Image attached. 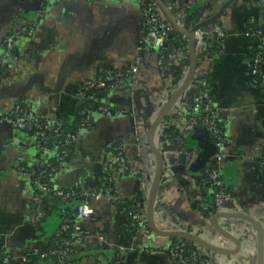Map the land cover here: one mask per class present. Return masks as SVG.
I'll list each match as a JSON object with an SVG mask.
<instances>
[{"label": "crops", "instance_id": "0c3cea01", "mask_svg": "<svg viewBox=\"0 0 264 264\" xmlns=\"http://www.w3.org/2000/svg\"><path fill=\"white\" fill-rule=\"evenodd\" d=\"M208 1L169 0L168 6L179 24L181 9L184 23L189 9L192 13ZM225 1L215 0L217 9ZM216 10L205 12L199 21ZM247 19L264 30V7L258 0H233L215 23L197 31L195 76L203 79L210 110L224 126L222 179L234 197L232 209L260 220L264 232V88L252 82L246 60L254 43L245 35ZM214 24L221 27L222 37L211 31ZM194 25L188 21L189 27ZM27 27L33 29L30 36L21 33ZM14 29L18 32L15 60L8 61L2 43ZM145 36L143 13L135 0H0V244L10 257L9 264L38 262L33 256L27 262L23 255L29 245L44 248L48 244L54 222L53 215L36 227L27 220L33 188L15 172L35 167L43 157L3 116L15 102H21L38 117L53 119L60 112L71 122L88 81L129 70L135 88L145 92L158 109L160 99H168L175 91L168 92L174 84L162 78L157 65L161 37ZM169 52L165 50L162 57L173 75L187 57L182 48L173 51V57ZM195 93L194 86L189 87L180 103L167 108L152 133V143L164 157L152 222L160 230L194 231L222 251H232L235 243L217 234L203 213L211 209L212 195L201 168L211 157L203 166H192L198 154L203 156L209 148L199 147L184 162L180 159L181 148L199 142L202 133L195 128L182 135V142H172V129L179 130L186 123ZM101 101L116 114H89V124L78 131L69 156L51 175V185L80 194L96 191L111 175L105 150L113 143L134 171L113 179L114 200L131 208L139 197L147 201L156 169V159L145 142L156 109L146 114L145 98H135L132 91L123 89H108ZM89 204L93 220L82 223L73 264H182L166 258L172 238L144 232L113 201L90 199ZM217 223L238 239V251L219 255L197 246L198 253L213 264H258L261 249L251 223L236 218H219ZM98 229L104 238L100 245ZM262 250L264 264V241Z\"/></svg>", "mask_w": 264, "mask_h": 264}, {"label": "built area", "instance_id": "2783aa9c", "mask_svg": "<svg viewBox=\"0 0 264 264\" xmlns=\"http://www.w3.org/2000/svg\"><path fill=\"white\" fill-rule=\"evenodd\" d=\"M166 7L170 10L168 6L169 0H162ZM259 4L264 7V0H258ZM135 2L140 6L143 13V27L146 31L147 35H158L162 39V43L167 41L171 37L170 35V27L168 23L165 21L161 13L158 11L156 5L152 0H135ZM171 11V10H170ZM184 14V12H183ZM182 9L179 13L181 16L179 25L183 24V16ZM204 19H201V21ZM200 22V21H199ZM252 24V31H245V35L250 39L257 43V51L253 62V67L249 68L250 75L252 77V82L254 84L260 85L264 88L263 83H258L255 81L253 76L262 75L264 78V30L260 27L254 25L253 21L250 20ZM196 25V24H195ZM22 34L30 36L33 34V29L31 27H27L24 29H20ZM211 31L214 32L217 37H222L224 34L222 32L221 27L218 24H214L211 26ZM20 34V33H19ZM18 36V32L14 29L9 35H7L2 43L3 46V56L8 61L15 60V38ZM145 36V37H146ZM199 38L197 32L195 34V40ZM181 39L185 41L183 36L181 35ZM161 46L158 50V62L157 65L160 69V74L164 80L171 83L172 81V73L170 68L166 66L165 61L163 60V53L165 50H170L169 56L173 57V51L176 49L164 48ZM205 49L206 45L204 43ZM252 49V48H251ZM185 54L186 46L182 48ZM197 55V54H196ZM185 68V69H184ZM186 67H183L182 78L186 74ZM132 70L121 72H110L102 77H94L92 80L88 81L82 91H81V99L86 101H91L92 103L89 106V109H84L81 112L83 117L82 124L78 127L76 133H65V139L62 142L61 148L54 147H46L41 145V140L46 138L47 134H55L59 135L61 132L62 120L57 117L53 119H47L44 117H38L35 115L26 105L22 107L19 102H15L7 114L3 116V119L6 123L11 125L12 127L23 132L25 137L30 141L32 147L35 151L43 157V160L38 163L36 166H50L51 158H55L61 163L63 159L67 155V150L65 146L70 142H75L77 138L78 131L89 124V114L91 112H100L107 116H111L116 114V110L112 109L108 105H105L102 101H98L93 94L87 95L85 94L89 89H123L134 92L138 90L133 85V76L131 75ZM178 84H174V90L179 86ZM191 86H194L196 89L195 97L193 99V105L190 107L188 105V117L187 121L183 127L178 130L179 136L182 137L186 132L193 130L195 127L200 126L204 128L207 133L209 139L215 145L216 151L213 156L209 159V162L206 164L204 169L205 183L212 195V204L215 208L213 213L219 211H233L232 205H234V197L230 191L224 189V182L222 179V163L226 156L225 150V130L224 126L218 121L216 115L210 110V106L208 101L206 100L205 92L203 90L204 83L203 79L200 77L194 76L193 81L191 82ZM171 88V87H170ZM171 91V92H172ZM170 92V93H171ZM181 96L176 102L180 103ZM160 101L163 103L166 101V98H161ZM156 111V110H155ZM201 116V120L199 122V115ZM207 115V116H206ZM113 143H108L106 145V159L108 162L109 173L111 175L108 176V180L113 182V179L122 174L126 173H134L132 168L128 167V163L120 149L117 154H112L109 151L110 146ZM193 155H189V159L192 158ZM52 171V170H51ZM34 169L29 168L28 170L24 168H18L16 170V174L26 179L33 188V193L31 196V206L32 211L28 215L27 220L33 226L42 225L45 219L50 216L55 207L52 202H43L45 199L56 198L62 202V204L68 203L74 199L79 197H83L81 202H77L75 204L74 209L70 212V215L61 220L60 224L57 225L54 232L50 236L56 237L57 245L54 248H48L45 245L44 248H40L38 246L29 245L26 254L23 255V259L27 262L29 261V257H36V261L38 262L34 264H44L46 260L51 255H56L57 262L56 264H73L70 261V258L73 254V248L76 247L82 239V223L87 220H93L94 210L89 204L90 199L98 200L100 198H104L107 201H113L114 196L111 192L110 187L98 188L96 191H93L88 194H80L77 193L73 189H59L55 188L51 184L42 181L41 178L44 175H40L36 177L34 175ZM52 174H48L49 181ZM111 176V177H110ZM73 202V201H72ZM145 208V199L141 201V203L135 204L131 209L127 211V214L130 216L131 221H133L137 227L142 229L144 232L149 233V229L145 222V217L143 214V210ZM124 210V209H123ZM211 213L208 217L213 214ZM97 245H100L104 242L103 236L100 234V231L96 232ZM183 243H175L174 245H170L167 249V253L169 254V259L177 260L182 264L191 263V264H213L209 259L205 258L203 262H195L196 259L193 256L190 262H186L182 259L180 253L183 250ZM120 248V247H119ZM122 249V248H121ZM197 249V248H196ZM197 255H200L196 250ZM201 256V255H200ZM10 257L4 251V245L0 244V264H9ZM33 264V263H31ZM109 264V263H108ZM111 264H120V261L111 263Z\"/></svg>", "mask_w": 264, "mask_h": 264}, {"label": "water", "instance_id": "95a60500", "mask_svg": "<svg viewBox=\"0 0 264 264\" xmlns=\"http://www.w3.org/2000/svg\"><path fill=\"white\" fill-rule=\"evenodd\" d=\"M154 4L156 5L158 11L161 13L165 21L168 23L171 31L178 33L183 36V38L186 41V53H187V69H186V74L184 76V79L181 81L179 86L176 88L174 92L171 93L170 97L166 99L164 103H162L158 109L156 110V115L154 117L153 122L151 123L147 134L145 136V142L149 146V150L151 153L154 155L156 159V169L153 175L152 179V184L151 188L149 190V195L147 201L145 200V222L146 225L149 229L150 232L153 234L159 235V236H164L167 238H175L177 240H188L193 242L196 247L199 246L203 248L204 250H208L209 252H213L219 255H230L234 254L236 251H238L240 247V243L238 239H236L230 232L227 230L223 229L221 226L218 225L217 220L219 218H236V219H244L248 222L251 223L252 227L255 229L257 237H258V242L260 245V256L258 259V264H263V226L261 224V221L258 219H254L250 215L240 212V211H219L213 213L210 218H209V224L212 227V229L220 235L226 236L229 239H231L235 243V249L232 251H222V249H219L215 245L211 244L207 238H202L200 235H196L195 233H191L190 231L186 230H160L152 222V210L156 198V194L158 191V186L160 182V177L161 173L164 167V157L161 152H159L155 147L154 144L152 143V133L155 129H157L159 123L161 120L164 118L166 115L167 108L169 106H172L173 104L176 103V101L183 95V93L190 87L191 82L194 79L195 76V71H196V51H195V34L197 31H200L203 27L209 26L212 23H215L221 15L224 13L225 9L232 3L233 0H226L224 3H222L219 8L216 10V12L211 15L210 17L198 22L196 25L189 27L188 26V20L190 13L192 9H189L188 13H186L184 23L182 25H179L171 11L166 7L165 3L162 0H152ZM203 1V0H202ZM134 97L138 98L140 95L145 98L146 101V106L147 108L145 109L146 114H152L153 111L155 110V107H152L151 101L148 100V97L146 96L145 92H142L141 90H135L133 92ZM195 128H198V132L202 133V138L200 139L199 142H195L192 144H189L188 146H183L180 150V159L181 161L186 160V156L189 153H194L196 149L199 147H207L209 148V152L206 151V153L201 156V154H198V157L193 161V165L203 166L210 157L213 156V154L216 151L215 145L211 140H209L208 133L207 131L200 127L197 126ZM194 128V129H195ZM193 138V136H192ZM192 155V154H191ZM83 200V197H79L75 199V202H81ZM75 202H68L65 203L62 207L56 209L53 213V222L55 223L54 225H59L61 222V219L68 213H70L74 207H75ZM54 225L52 224L49 228L50 232H54L55 228ZM36 227V226H34ZM33 227V228H34ZM36 229V228H35ZM34 229V230H35Z\"/></svg>", "mask_w": 264, "mask_h": 264}, {"label": "trees", "instance_id": "16d2710c", "mask_svg": "<svg viewBox=\"0 0 264 264\" xmlns=\"http://www.w3.org/2000/svg\"><path fill=\"white\" fill-rule=\"evenodd\" d=\"M217 2H215V0H210L208 2H206L204 5H201L199 7H197V9H195L189 16V23L190 25H194L196 23L199 22L200 18H202V15L206 12L207 14H212L216 9H217ZM206 14V16H208ZM252 31V24L250 23V19H247L246 21V25H245V31ZM170 35L171 37L169 39H167V41H165L164 43H162V46L164 48H170V49H178V48H185L186 46V41L181 39V35L178 33H175L173 31H170ZM257 47V43H253L252 45V49L250 51V53L248 54V56L246 57L247 63H248V67L251 68L253 67V62H254V58L256 55V49ZM263 53H264V48H263ZM187 57V54H186ZM178 69L177 71H175L172 75V84H176L178 82V80L180 79L182 72H183V67L187 66V59H185L184 61H180V63L178 64ZM123 72V71H121ZM98 77H102V76H98ZM253 78L255 79L256 82L258 83H263L264 84V78L262 77V75H258V76H253ZM252 80V77H251ZM108 88L106 89H89L86 91L85 94L90 95L93 94L95 96L96 99H98V101H101V99L106 95ZM20 105L22 107H24V104L19 102ZM92 102L91 101H86V100H82L81 105H79V107L77 108V114L75 115V120L68 122L66 120L63 119V117L61 116L60 112H57V115H55V117H57L58 119L62 120V126H61V132L59 133V135H55V134H47L46 138L44 140H41V145L42 146H46V147H60L62 145V142L65 139V133H71L74 134L76 133L78 127L82 124V120L83 117L81 115V112L85 109H89V106ZM193 105V102L189 103V106L191 107ZM203 114H200L199 117V122L201 120V116ZM207 116V115H206ZM182 142V138L179 136L178 130L176 129H172V142L178 144V142ZM74 146V142H70L68 145L65 146V149L68 151L66 157L63 159V161H65L67 159V157L69 156V152L70 150L73 148ZM117 145L112 144L109 148V151H111L112 154H117L119 152V149L117 148ZM107 150V148H106ZM50 166H35L33 167L34 169V175H36V177L40 175H44V177L41 178L42 181H45L49 184H51V181H49V177L47 176L49 173L53 174L59 167V161L55 158H51L50 159ZM129 167V166H128ZM24 169L28 170L29 168L25 167ZM205 167H202L201 170L204 171ZM52 170V171H51ZM110 187L111 192L113 194V182L109 181L108 179L103 180V183L100 184L99 188H104V187ZM66 189V188H63ZM224 189L227 190L225 188L224 185ZM76 191V190H75ZM228 191V190H227ZM77 193H79L78 191H76ZM141 197L138 198V200L136 201L135 204L141 203ZM52 202L53 206L55 208L61 207L64 204H62V202H60V200L56 199V198H51V199H45L42 201L43 202ZM73 202H75V199L72 200ZM77 204V202H75ZM113 203L120 209H124V211H129V210H133L129 207H127L126 205H124L122 202H118L113 200ZM134 206V205H133ZM214 207L213 205L211 206V209L209 210H203V213L205 216H209L211 213H213L214 211ZM54 213V212H53ZM53 213L51 215H53ZM50 215V216H51ZM55 223H53L54 225ZM57 227V225H54V227ZM55 227V228H56ZM171 245H174L175 243H183V250L181 251L180 255L182 257V259H184L186 262H190L192 257L194 256L196 261L195 262H203L205 260L204 257L197 255L196 253V245L188 240H177L175 238L171 239ZM57 239L54 236H50L49 240H48V244L47 247L48 248H54L58 243H57ZM57 256L56 255H51L48 260H46L44 262V264H56L57 262ZM169 254L166 253V258L169 259ZM70 261H75L73 259V257L71 258Z\"/></svg>", "mask_w": 264, "mask_h": 264}, {"label": "rangeland", "instance_id": "374dc122", "mask_svg": "<svg viewBox=\"0 0 264 264\" xmlns=\"http://www.w3.org/2000/svg\"><path fill=\"white\" fill-rule=\"evenodd\" d=\"M174 87H175V86L172 85L171 88H170V90H169L168 92L170 93V92L174 89ZM155 109L157 110V108H155ZM191 233H194V231H192ZM195 234H196V233H195ZM196 235L199 236V234H196ZM202 238H203V237H202ZM203 239H204V238H203Z\"/></svg>", "mask_w": 264, "mask_h": 264}]
</instances>
